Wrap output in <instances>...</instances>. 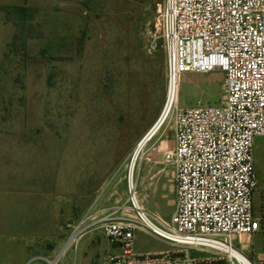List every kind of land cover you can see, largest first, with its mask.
Listing matches in <instances>:
<instances>
[{"label": "rangeland", "instance_id": "374dc122", "mask_svg": "<svg viewBox=\"0 0 264 264\" xmlns=\"http://www.w3.org/2000/svg\"><path fill=\"white\" fill-rule=\"evenodd\" d=\"M163 2L0 0V264H100L112 250L100 230L66 244L97 210L111 214L126 203L132 163L134 187L141 166L155 161L175 182L166 157L174 130L162 115L166 53L156 26ZM224 97L220 71L182 78L181 108L219 106ZM253 153L260 229L244 237L243 251L258 262L264 138ZM158 208L166 220L174 211L166 200ZM136 246L169 247L141 232Z\"/></svg>", "mask_w": 264, "mask_h": 264}, {"label": "built area", "instance_id": "2783aa9c", "mask_svg": "<svg viewBox=\"0 0 264 264\" xmlns=\"http://www.w3.org/2000/svg\"><path fill=\"white\" fill-rule=\"evenodd\" d=\"M156 26L167 64L163 111L174 130L166 156L174 211L167 220L151 213L129 185L126 203L78 224L66 249L100 230L119 249L100 264H264L243 251L244 237L260 229L253 149L264 138V0H164ZM214 71L225 75L223 102L181 108L183 76ZM138 232L169 249L136 252Z\"/></svg>", "mask_w": 264, "mask_h": 264}, {"label": "crops", "instance_id": "0c3cea01", "mask_svg": "<svg viewBox=\"0 0 264 264\" xmlns=\"http://www.w3.org/2000/svg\"><path fill=\"white\" fill-rule=\"evenodd\" d=\"M258 139L260 138H257L255 140V143ZM171 144H170V149L174 147V135L171 140ZM166 173H167V169H165V167L163 166V164H161V162L155 161L150 164H143L139 172L138 184L136 186V190L138 187L137 193L140 198V202L142 206L151 213L161 218L163 217L159 211L158 203L162 200H166L169 203V205L171 204L174 207L175 198H176L175 184L174 182L172 185L169 184L170 181L168 179V176H166L167 175ZM99 202L100 200L95 205L98 206L100 204ZM103 211L104 209L100 208V210H97L96 213H101V212L103 213ZM158 241L162 242L163 244H167L164 241L161 240ZM111 248L112 250L108 252L107 255L112 253L113 254L119 253V249L117 247L111 246ZM167 249H169V247ZM167 249L142 252L137 249L136 241H135V250L138 253H156V252L166 251Z\"/></svg>", "mask_w": 264, "mask_h": 264}, {"label": "bare ground", "instance_id": "6f19581e", "mask_svg": "<svg viewBox=\"0 0 264 264\" xmlns=\"http://www.w3.org/2000/svg\"><path fill=\"white\" fill-rule=\"evenodd\" d=\"M166 110L165 111H162V115L165 116V119H166ZM160 119V118H159ZM157 123V122H156ZM134 166H135V162L132 163L131 165V169H130V174H129V182H130V186H132V188H134L133 184H132V174H133V169H134ZM69 243V242H68ZM51 264H54V262H52Z\"/></svg>", "mask_w": 264, "mask_h": 264}, {"label": "trees", "instance_id": "16d2710c", "mask_svg": "<svg viewBox=\"0 0 264 264\" xmlns=\"http://www.w3.org/2000/svg\"><path fill=\"white\" fill-rule=\"evenodd\" d=\"M23 11H26V10H24V9H22Z\"/></svg>", "mask_w": 264, "mask_h": 264}]
</instances>
